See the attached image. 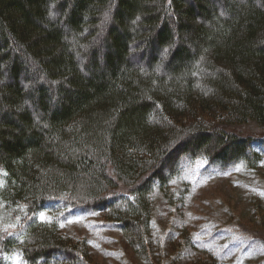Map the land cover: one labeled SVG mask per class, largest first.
Listing matches in <instances>:
<instances>
[{"label":"trees","instance_id":"obj_1","mask_svg":"<svg viewBox=\"0 0 264 264\" xmlns=\"http://www.w3.org/2000/svg\"><path fill=\"white\" fill-rule=\"evenodd\" d=\"M252 124L264 0H0V264H94L61 230L81 210L173 264L172 231L145 242L156 193L185 203L180 160L257 170L264 141L231 129ZM185 229L177 254L193 250Z\"/></svg>","mask_w":264,"mask_h":264},{"label":"rangeland","instance_id":"obj_2","mask_svg":"<svg viewBox=\"0 0 264 264\" xmlns=\"http://www.w3.org/2000/svg\"><path fill=\"white\" fill-rule=\"evenodd\" d=\"M202 122L212 120L205 117ZM231 129L264 141V129L253 124L242 130L234 126ZM257 150L263 162L252 172L240 167L218 171L217 165L205 172L201 162L197 171L187 170L180 160L178 166L184 172L172 188L180 189L181 184H186L189 193L185 203L177 201L174 206L156 193L154 233L145 240L147 248L158 247L154 235L164 241L172 231L173 237L164 249L173 264H204L210 258L228 264H264V143ZM183 228L193 240V250L184 247L177 254L176 248L185 244L180 236ZM61 230L67 240L84 243L94 264H148L103 213L73 211Z\"/></svg>","mask_w":264,"mask_h":264},{"label":"snow or ice","instance_id":"obj_3","mask_svg":"<svg viewBox=\"0 0 264 264\" xmlns=\"http://www.w3.org/2000/svg\"><path fill=\"white\" fill-rule=\"evenodd\" d=\"M45 217L43 216V214H41V219H44ZM17 264H19V261H17Z\"/></svg>","mask_w":264,"mask_h":264}]
</instances>
